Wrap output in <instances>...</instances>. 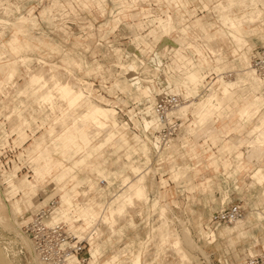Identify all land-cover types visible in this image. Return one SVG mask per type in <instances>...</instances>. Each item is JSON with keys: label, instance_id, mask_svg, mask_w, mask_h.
Wrapping results in <instances>:
<instances>
[{"label": "rangeland", "instance_id": "1", "mask_svg": "<svg viewBox=\"0 0 264 264\" xmlns=\"http://www.w3.org/2000/svg\"><path fill=\"white\" fill-rule=\"evenodd\" d=\"M1 1L4 0H0L2 4L8 0ZM61 1L63 2V0ZM65 1V11L53 9L51 14H46L42 18L40 10L43 6H49L52 0H10L14 7L13 12L9 14L11 20L22 14L27 15V10L34 6L32 13L36 16L37 22L36 25L30 26L29 31L35 38H42L49 44L39 45L35 50L26 51L31 60L20 56L14 60L10 56L9 59L0 62L2 64L0 74L5 75L0 77V264H40L33 253L29 239L25 236L23 226L29 220L31 214L41 206V203L45 204L55 191V185L46 186L52 179V175H55L56 171L60 169L57 168L60 164L55 159H60L65 165L71 164V158L63 157L59 151L54 149L55 140L61 135L60 140L63 142L62 147L64 148L61 147V149L63 150L65 148L67 150L71 149L75 142L82 144L80 136L84 139H86V136H90L92 140L95 139L94 141L90 140V145H100L102 143L100 146L102 150L92 156L91 162L96 166H100L99 169H107H103L105 173L116 170L127 174L125 177L128 184L120 191L122 194L116 199V206H114L116 208L110 211L109 217L111 219L120 216L118 211H114L118 206L123 205V197H126V194L127 197L128 195L131 197L135 195L136 188L131 187V185H137L138 188L144 189L142 196H137L138 200L134 199V196L132 197L133 201L137 200L134 205L131 203L127 205L129 207H124L123 214L133 215L136 225L134 227L124 226L122 234L117 233V229L114 227L120 224L119 219L112 221L108 220L106 216L99 217L95 214L93 225L87 218L79 224L80 231L77 233L81 236H85L86 231L89 232L92 229L91 227L94 228L96 233L92 236L90 245H104L103 250L95 260L97 264H105L107 258L115 253V250L117 251L118 248H123L125 245H127V249H130V253L136 254L140 249L139 240L145 239L152 228L151 238H154L158 226H160V232L157 236L160 243L158 248L162 247V249L157 251V247L153 244L149 246L148 250L141 248L144 258L150 261L153 260L154 264H245L248 256L259 253L264 244V216L260 220L255 218V207L263 211L264 214V201L261 198L264 183L261 186L255 183V179L251 177L254 169L258 167L256 165H262L264 168V145L258 148L250 146L253 145L254 140L253 137L247 135V129L253 126L264 111L261 110L253 120L246 121V119H239L236 111L230 110L243 107L253 99L255 94L264 98V86L257 89L256 83L261 82L257 78L255 82L247 76L249 83L244 82L247 83L246 94L244 95L242 92V85H245L243 84V78L245 77L243 70L247 69L249 63L252 64V60L250 62L245 61L246 63L242 60L239 68L233 67L236 73L233 72V69L231 72H228L230 69H227L224 71V75L223 73H218L217 76L212 74L201 79V85L197 84L198 88L192 90L195 96L192 94L185 95L190 90L186 81L185 84L180 83V89L178 88V92L173 94H179L185 99L187 98L188 102L185 103L194 100L193 102L197 101L195 105L200 104L198 108L194 106L193 113L191 107L190 110L182 109L181 113L177 110V115L182 118V127H180L177 135H182L185 132L184 127H189L194 132L199 133L203 131L202 128L212 116H217V113L213 114L203 125H200L196 120L197 114L204 113L210 102L209 87L211 85H207L208 82L212 81L214 88L220 90L222 82L228 83L233 82V80L235 82L238 79L232 88L235 97L228 103L230 106L236 107L234 109H222L218 117L234 119L233 123L235 125L231 131L236 136L233 139L237 144L236 147L244 151V159L247 152L249 160L254 162L255 165L253 163L246 165L237 175L236 180L228 175L230 172L222 170L221 166L219 171H214L212 166L204 169L202 165H198L197 168H201V171L197 173L198 175L191 168L187 171L190 179L187 178V181L175 183L170 177L171 173L168 170L167 160L157 162L156 153L151 160L150 152L146 154L145 149H140V142L135 141L133 138L136 134L140 135L145 127L144 124L138 122L141 120L140 116L147 118V120H155L152 107L142 109L145 104H149V97L140 96V98H137L138 90L135 81L151 87V93L157 100L172 94L167 91V83L164 80L167 65L171 62L172 52L171 45L165 39L167 37L169 39L176 38L177 32L172 31L167 36L161 33L157 27L159 25L160 28H166L172 22L171 15L166 12L162 13L160 10L161 7H166L167 0H127V3L122 0ZM186 1L188 2V12L181 10L185 19L184 23L192 24L195 19L199 18L202 22H210L216 25L211 28V32L216 29L217 25H220L218 14L215 11H219L221 8L226 10L231 6H238L239 10L243 12H240L239 16L244 15L242 16L245 18L244 24L254 29L253 34L247 39L251 52L264 46V0H258V3H251L249 0L240 3L239 1L242 0H237L229 6L224 3L225 0L223 2L207 0L210 6L209 9L204 7L205 0ZM16 5H18L17 9L15 8ZM68 5H71V7ZM123 8L126 10L125 13L122 12ZM172 13L175 17L179 15L175 11H172ZM259 14L260 16H258ZM0 16L6 17L3 18L7 21L5 23L11 21L4 12L0 13ZM159 19L168 22H165L164 27H162L160 21L158 22ZM240 19L241 17L236 19L235 22ZM4 20H0V24ZM138 21H141L138 24L139 27L136 25ZM5 23L3 22L0 27L2 32L0 36H5L4 40H7L10 37V31L13 33L16 29L6 28ZM182 23H175V25L182 26ZM140 26L143 29H139ZM153 28L159 32L156 35V41L153 39V34L150 33ZM33 41L34 43L37 42L36 39H33ZM165 45H168L167 51ZM224 48L227 49L226 45H224ZM4 49L7 50L6 47ZM188 53L193 52L188 50ZM224 63H237V59H234L228 49ZM40 66L43 67L45 72L49 70L51 74L56 73V76H60H57L59 79L61 77L65 79H61V81L70 80L69 82H72L71 84H74L75 88L80 87L79 89H82L86 96L73 108L68 101L59 98L58 100L57 97L54 98L57 100H52L53 102L48 104V101L46 102L42 97L45 93L57 89L43 84L42 87L41 85L39 87V80L36 83L30 82V72L34 73V71L41 70ZM10 67L15 70L14 73L12 70H8ZM127 69H135V74L131 76ZM28 71L30 72L27 73ZM10 73H12V77L7 80L6 77ZM48 73L47 76L50 75ZM57 73L62 74V76ZM124 81H127L128 84L134 82V84L126 89L123 86ZM253 81L254 83H252ZM189 85L192 84L189 83ZM158 90L163 91L161 97H159ZM204 98L206 99L204 100ZM108 100L112 102H108ZM52 103L53 105H51ZM93 103L115 108L117 112L116 125L108 120V126L103 131L95 129L91 123L85 124V130L87 131L77 130L76 126H82L81 123L79 124L80 114ZM75 123L78 125H75ZM71 133L74 136H72L73 139L67 137V134ZM111 134H113L111 140L115 135H122L120 141H116L118 144L128 138V145L132 147H119L114 140L108 141L105 137ZM155 135L157 136L156 133ZM148 136L152 137L150 133H148ZM77 137L78 139H76ZM242 138L244 139L242 140ZM202 140V137L199 138V141ZM104 144L106 145L104 146ZM220 144L213 146L212 150L216 151V154L220 153L217 150L221 147ZM85 146L88 148L87 145ZM255 149H258L257 152ZM83 153L84 151L74 154V158H78ZM176 161L180 165H192V162H194L187 154H179ZM131 164L139 166L140 169L137 167L132 173L129 167ZM61 165L63 166L62 163ZM68 168L70 167L65 170L71 171ZM77 173L81 176L87 174L93 179L97 176V170L95 168L91 169V167H82L77 170ZM62 174H60L62 175L61 179L68 175ZM197 176L210 178L212 187L204 188L200 186L201 178ZM163 178L167 179V183H169L165 188L168 189L170 194L168 199L164 192H161L164 189H158L154 185ZM119 181L116 180L111 187L109 186V189L112 191L117 189ZM235 184L239 185L238 189L234 187ZM43 187L46 193L40 192ZM224 194L227 196L223 200ZM38 197L41 202H39ZM150 197L155 199L152 201ZM54 198L57 199V197ZM255 202L257 206H254ZM88 205L85 204L84 206ZM233 205H240L243 213L242 220L249 216L252 218L251 222L245 223L240 232L230 230L235 222L217 223L213 221V216L224 208ZM90 211L92 212L91 208ZM147 213L153 214L150 222L147 219L141 221L140 217L136 216V214L145 216ZM86 216H88V213ZM57 218H59V215L55 219ZM87 221L91 224L90 227ZM123 222L121 220V223ZM102 225H107V227L110 225L111 228L105 229ZM161 229H163V233ZM225 229L227 230L224 231ZM210 230L215 233V239L211 242L207 237ZM221 231L224 232L221 233ZM112 239H114V244H109ZM172 241H174L173 244ZM87 249L86 253L89 254V245ZM182 249L186 255L184 258L181 252L178 251ZM127 255V257H130L129 253ZM124 258L125 255L121 258L125 261L119 262V264H128ZM89 264L94 263L89 261Z\"/></svg>", "mask_w": 264, "mask_h": 264}, {"label": "crops", "instance_id": "2", "mask_svg": "<svg viewBox=\"0 0 264 264\" xmlns=\"http://www.w3.org/2000/svg\"><path fill=\"white\" fill-rule=\"evenodd\" d=\"M80 1L83 2V0ZM122 1L126 3L128 2L127 0H122ZM218 1L223 2V0H218ZM236 1L237 0H225L224 3H227V5L229 6L234 4V2ZM245 1L246 0H242L239 2L244 3ZM249 1L251 3L259 2L258 0H249ZM64 3L66 4L65 0H63V2L61 0H52L49 6L42 7V9L40 10V16L43 18L45 17L46 14H51L53 9L57 11L60 9L64 10L65 7ZM166 3H167L166 7L165 8L161 7L160 10L162 13L166 12L170 14L172 18V22L166 28H160L159 25L157 27L160 29L161 33H164L167 36L170 35L172 31L177 32L176 38L169 39L167 37L165 39L166 41L169 42V44L172 47V52L170 56L171 62L169 65H167V71L164 75V80L167 83L166 88L168 92L177 93L178 88L180 89L179 84L185 83V81L188 80L187 77L190 72H193L196 76H198L200 82H202L201 79L207 78L212 74H215V76H217L218 73H223L224 75V71L227 69H230V71L228 72H231L232 69L234 70V68L236 69L239 68L240 62L242 60L245 62V61H251L253 59L254 50L251 52L250 50L251 48L249 46V42L247 39L250 35L253 34L254 29L250 28L247 24H243L242 26L236 28H232L230 26V22L235 21L236 19L244 16V15L239 16V13L240 12L243 13V12L239 10L238 6H231L226 10L225 8L224 9L221 8L219 11L213 10L218 14L220 25H217L216 29L213 32H211V28L216 25L210 22L209 23L202 22L199 18L195 19L193 23L191 22L192 24L184 23L185 19H184V15L181 13V10H183L184 12H188V2L186 0H167ZM17 6L18 5H16L15 7L16 9L18 8ZM68 6L71 7V5ZM99 6L101 7L100 4ZM204 7H206L207 9H209L210 7L209 4L207 3V0H205ZM211 9L213 8L211 7ZM13 10L14 7L10 1L5 2L4 4L0 3V13L3 12L6 13L7 17H9L10 20L11 17L9 16V14H11ZM33 10H34V6H31L27 10L26 13L27 15L22 14L18 17H14V19L8 23H5L7 21L6 19L5 20L3 19L6 17L0 16V20H4L0 24V27L4 22L6 28L12 27V29L13 28L16 29V31L13 33L10 31V37L7 40L6 39L4 40L5 36H0V62L5 59H9L10 56L14 58V60H16L18 56H20L21 58H26L31 60V57L28 55L26 51L35 50L38 48L39 45L41 46V45L49 44L48 42L44 41L42 38L39 37L35 38V36L32 35L29 31L30 26L36 25L37 22L36 16H34V14L32 13ZM73 11L75 12L74 8ZM124 11L126 10H124L123 8L122 12L125 13ZM172 11L179 13V15L175 17ZM258 16H260V14ZM181 22H183L182 26L175 25V23H181ZM137 23H141V21H138ZM137 23L136 25H138ZM188 29L190 30L188 31ZM1 33L2 32L0 31V35ZM150 33L153 34L154 36L153 39L156 41L157 40L156 35L159 32H157L155 28H153L150 30ZM33 39H36L37 42L34 43ZM211 42H213V44ZM209 43L210 45L212 44L211 47L213 46L214 48L213 47L211 48ZM224 45H226V48L231 52L234 59H237L236 64L224 63V60L226 58V51H227V49L224 48ZM167 46L168 45H165V48H167L166 51L168 50ZM5 47L7 48V50L4 49ZM188 50H191L193 53H188ZM1 66L2 64H0V67ZM8 70H12L13 73L15 72V70L11 67ZM235 71L236 70H234L233 72ZM127 72H129L130 75L133 76L135 74V69L134 70L127 69ZM228 72L225 73L227 74ZM2 76L5 75L0 74V77ZM200 82L198 81L197 84L199 85ZM135 83H136V88L138 90L137 98H140V96L149 97V104H145L142 109L145 110L148 107L151 108L153 106V103L157 100L153 97L154 95L151 93L152 88L147 85L140 84L138 81H135ZM132 84H134V82L128 84L127 81H124L123 86L124 88L129 89ZM196 85L188 84L190 90L185 95L188 96L189 94H192L195 96V94L192 93V90L194 88L196 89L198 88V85L197 86ZM158 92L160 94L159 97H161L163 91L158 90ZM193 101L194 100L189 101V103H187L185 108L186 110H190L191 107V112H192L195 103L197 102V101L196 102ZM108 102H112V101L108 100ZM186 102H188L187 98H186ZM228 103L225 104L222 109L235 107V106H230ZM216 113L217 116H212V118H210V120L207 123L205 122L206 124L204 123L205 125L202 128L203 131L198 133V132H194L189 127H184L185 132L182 135H177L173 140V142L168 147L165 148L160 147L158 138L155 135L156 132L155 120H151V119L147 120V118L140 116L141 120H139L138 122L142 125L144 124L143 126L145 127L142 133H140V135L136 134L137 138L136 136H133V138L135 139V141L140 142L139 143L140 149L141 148L145 149L146 154L150 152L151 160L152 157H155V153H156L157 162L160 163V162H165L167 160L169 165L168 170L171 173L170 177L175 181V183L176 182L181 183L182 181H187V178L190 179V175L189 176L187 175V171L190 170L191 168L194 169L195 174L201 171V168H197L198 165H202V168L204 169H207L209 166H212V169L214 171L217 170L219 171L221 166L222 170H224L225 172H230L228 175H230L231 177H233L234 180H236L237 175L242 171V169L245 168L246 165H249L250 163H253V165L255 164L254 162L249 160L247 152H246V158L244 159V151H242L241 148L236 147L237 144L233 140L236 138V136L231 131L233 129V126L235 125V123H233L234 119L228 117L219 118L218 116H220L219 114H221V112H216ZM207 128L209 129L207 130ZM148 133H150L152 137H149ZM112 135L113 134L109 136L106 135L105 138L109 141L111 140ZM121 136L122 135L120 134L115 135V137L111 141L114 140L116 145H118L119 147L124 146L131 148L132 146L128 145V138H126V140H123L122 142H119L120 144L116 142V141H120ZM60 137H58L55 140L56 144H54L55 146L54 149L56 151H59L63 157L67 159L71 158L70 159L71 164L65 165L62 161H60V159L59 160L55 159V161L59 162L60 165H58L57 168L60 169L56 171L55 175H52V179L50 180L49 184L46 185L49 187H51V185H55L56 187L55 191L53 192V195L51 196V197H57V201H58V206L54 211L55 213L53 215V220H61L67 225V227L71 231L78 232L80 231L79 224H81L82 221L86 219L84 208L87 206L84 205L89 204L88 207L90 208L92 207L91 210L94 213V215L96 214L99 217L106 216L108 220H112V221L115 219H119L120 224L117 225L115 224L116 226H114L117 229V233L122 234L123 228L126 225L127 226L130 225L131 227H134L136 225L135 223L136 221L134 220L133 215L122 213L120 216L115 217V219H111L109 217L110 211L116 208V207L114 208V206H116L115 204L116 199L122 194V192L120 191L123 190L128 183L127 184L124 183V180L125 179L127 180V178L125 177L127 174L117 172L116 170L113 172L109 171L105 173L103 171L104 168L99 169L100 166H96L94 163L91 162L92 156L98 154L100 150H102L100 148L102 143L100 145H96V144L90 145L89 142L90 140H92L90 139V136H86V140L80 136L79 138L82 139L81 140L82 144H78L75 142V145H73L71 149L67 150L65 148V150H63L64 149L62 147L63 142L60 140ZM201 137L203 138V140L199 141V138ZM76 139H78V137ZM243 139L244 138H242V140ZM218 143H221L220 144L221 147L217 149L220 153L216 154L215 153L216 151H213L212 149L213 146H217ZM84 144L87 145L88 148ZM105 145L106 144H104V146ZM61 147L63 149H61ZM82 151H84L83 154H80L78 158H74L75 156L74 154L82 153ZM179 154L180 155L187 154L190 157V159L194 160V162H192V165L178 164L176 161V157ZM61 163L63 164V166L61 165ZM256 166L258 167L254 169L251 177L255 179L254 180L255 183H258L259 185L262 186L264 183V168L262 167V165H256ZM67 167H70L68 169H71V171L65 170ZM82 167H91V169L95 168V170H97V176H95V179L88 176L87 174L83 176L79 175L77 173V170H79ZM129 167L132 173L134 172L135 168L138 167V169H140L139 166L134 164H131ZM62 173L68 175L61 179L63 175ZM199 178H201L200 186H203L204 188L212 187L211 185L212 181L210 178L208 177H199ZM116 180H120L118 187L117 189L112 191L111 189H109V186L111 187V185H113L116 182ZM167 184H169L167 183V179L163 178L162 180L158 181L157 184L154 185L158 189L161 188L164 189L161 190V192H164L166 198L168 199V197H170V194L168 192V189H165L167 188ZM131 187L136 188L137 185ZM234 187L238 189L239 185L235 184ZM41 190H42L40 191L41 193H46L44 187ZM226 196L227 195L224 194L223 200L226 198ZM51 197L48 198L47 196L48 199H50ZM261 198L264 201V191L262 192ZM154 199L153 197L151 198L152 201ZM38 200L39 202H41L39 197ZM171 201L176 202L175 200H171ZM43 204L41 203V206H43ZM254 206H257L256 202ZM255 209H256L255 218L258 220L262 219L264 216L263 211L259 210V208L257 207H255ZM56 213L57 215H59V218L57 219H55L57 216ZM152 215L153 214L151 213H147L145 214V216H143V214H136V216L140 217L141 221L142 220L146 221L147 219L149 220V222L152 218ZM121 220L124 221L123 222L124 224L121 223ZM127 221L128 223H126ZM251 221L252 218L250 216L246 217L244 220L240 219L238 222H235L232 229L230 230H237L238 232H240L243 226L245 225V223ZM102 227H104L105 229L111 228L110 225L108 227L107 225H102ZM159 227L160 226H158L157 228L158 231L154 234V238H151V233L153 231L152 228V230L147 234V237L145 239L139 240L138 243L140 249L136 254L130 253L129 252L130 249H127L126 248L127 245H125L123 248H118L117 251L115 250V253L111 254L107 258L106 261L107 263L105 262V264H119V262L122 263L123 261H125V260H121V258L124 255H125L124 259H126V263L128 264H154L153 260L150 261L144 258L141 252L142 251L141 248H145V250H148L149 246L153 244L154 246L157 247V251L162 249V247L158 248L160 245L159 240H157V236L160 232ZM163 229H161L162 233H163ZM226 230L227 229H225L224 231ZM224 231H221V233ZM209 232L210 233H207L208 235L207 237L210 240L209 242H211L215 239V233L213 230H210ZM113 240L114 239H112L111 243L109 244H114ZM174 241H172V244ZM102 248H104V245L102 246L89 245V253H90L89 261L91 263L93 261L94 264H97L95 260L98 258L97 257L98 254L103 250ZM178 251L181 252L183 258L186 257L183 249ZM128 253L130 257H127Z\"/></svg>", "mask_w": 264, "mask_h": 264}, {"label": "bare ground", "instance_id": "3", "mask_svg": "<svg viewBox=\"0 0 264 264\" xmlns=\"http://www.w3.org/2000/svg\"><path fill=\"white\" fill-rule=\"evenodd\" d=\"M5 1V0H4ZM4 1H1V2H4ZM8 1H10V0H8ZM8 1H5V2H8ZM4 2V3H5ZM83 2H84V0H83ZM86 2V1H85ZM4 3H2V4H4ZM222 5V4H221ZM256 18V17H255ZM245 18L244 17H241V19L240 20H238V21H232V22H230L231 23V26L233 27V28H236V27H240L241 25H243L244 24V22H245V20H244ZM150 20V19H149ZM169 20V19H168ZM171 20V19H170ZM160 21V22H159ZM158 22L160 23V25L162 26V27H164V23L165 22H168V21H162V20H158ZM125 23V22H124ZM169 23H170V21H169ZM137 24H140V23H137ZM168 24V23H167ZM142 25V24H141ZM166 25V24H165ZM138 27H139V25H137ZM142 27L140 26V28L139 29H141ZM143 29V28H142ZM132 30V29H131ZM200 33V32H199ZM184 36V35H183ZM190 39V38H189ZM187 40H188V37H187ZM208 43V42H207ZM212 44H213V42H211ZM211 44V45H212ZM196 45V44H195ZM194 45V46H195ZM209 45H210V43H209ZM211 45H210V47H211ZM197 46V45H196ZM214 46H215V44H214ZM213 47V46H212ZM211 47V48H212ZM199 48V47H198ZM214 48V47H213ZM201 52V51H200ZM216 54V53H215ZM217 56H219V55H217ZM223 56V55H222ZM250 62V61H249ZM248 62V63H249ZM41 67V66H40ZM37 68H39V67H37ZM40 69V68H39ZM27 70H29V69H27ZM31 70V69H30ZM33 71H34V69H33ZM44 70H43V67H41V70H38V71H34V73L33 72H30V71H28L27 73H29L30 72V82L31 83H36L38 80H39V82H40V84L38 83V86L40 87V85H41V87H42V84L43 85H45V86H49V87H52L53 89L54 88H56L57 90H53V92H48V93H45V95L42 97V99L43 100H45L46 102L48 101V104H49V102L51 103V102H53L52 100H57L58 98L59 99H61V100H63V101H68L69 102V104L71 105V107L73 108L74 106H76L81 100H82V98H84V96H86L85 94H84V92L82 91V89H79V88H75L71 83L72 82H69L68 81V79H66L67 81H61V79H62V77H61V79H59L58 77H60V76H56L54 73L53 74H51L50 73V71L49 70H47V72H49L50 73V75L49 76H47V72H43ZM244 72H245V77L243 78V84H245L244 82H247V83H249V80H248V77H249V79H253L255 82H256V78L258 79V80H260L261 82H257L256 84H257V89H258V87H262V86H264V76H262L258 71H257V69H255V67L253 66V63L251 64V63H249L248 64V67H247V69L246 70H243ZM239 72V71H238ZM33 73V74H32ZM48 73V74H49ZM57 74H59V73H57ZM59 75H61L62 76V74H59ZM248 76V77H247ZM10 77H12V73H10V74H8V76L6 77V79L8 80V79H10ZM241 78V77H240ZM187 81L186 82H188V84L190 83H193V84H197V82L199 81L200 82V79L198 78V76H196L193 72H190L189 74H188V77H187ZM62 80H65V79H62ZM221 80H223V79H221ZM238 80V79H237ZM237 80H235V82H234V80H233V82H222V85L220 86L221 87V89L219 90V89H215L214 88V86H213V82L212 81H209L208 82V84L207 85H211L210 87H209V90H210V92H209V98H210V102H209V105L207 106V109H206V111L204 112V113H202V114H197V121L200 123V125H203L213 114H215L216 112H220L221 111V109L223 108V106L225 105V104H227L229 101H231V100H233L234 99V93L232 92V88L235 86V84H236V82H237ZM254 81L252 82V83H254ZM216 82V81H215ZM221 82V81H220ZM241 82V81H240ZM201 83V82H200ZM239 83V82H238ZM237 83V84H238ZM242 83V82H241ZM240 83V84H241ZM246 83V84H247ZM185 84V83H184ZM192 84V85H193ZM242 85L243 86V88H242V92H243V94L245 95L246 94V90L245 89H247V85ZM201 85V84H200ZM255 85V84H254ZM36 86H37V84H36ZM35 86V87H36ZM44 86V87H45ZM237 86V85H236ZM239 86V85H238ZM256 86V85H255ZM254 86V87H255ZM253 87V86H252ZM48 88V87H47ZM186 88V87H185ZM208 88V87H207ZM36 89V88H35ZM46 89V88H45ZM195 89V88H194ZM239 89H240V87H239ZM261 89V88H260ZM40 90V89H39ZM52 90V89H51ZM50 90V91H51ZM196 90V89H195ZM263 90V89H262ZM57 91V92H56ZM264 91V90H263ZM262 91V92H263ZM235 92V91H234ZM255 93V92H254ZM257 93V92H256ZM242 94V93H241ZM171 95H175V96H177L178 97V100H177V104H176V106L175 107H173L172 109H171V111L170 112H167V118L169 119V121H171V117H175V118H178V119H180V121H181V119L182 118H180L178 115H177V110L180 112L182 109H185L186 108V105H187V103H185L186 102V99L182 96V95H179V94H171ZM207 95V94H206ZM41 97V96H40ZM40 97H39V99H40ZM55 97H57V99H54ZM207 97V96H206ZM245 98V97H244ZM37 99V98H36ZM41 99V100H42ZM58 99V100H59ZM206 98H204V100H205ZM42 100V101H43ZM203 100V101H204ZM62 101V102H63ZM157 101V100H156ZM156 101L153 103V106H152V113H153V115H154V117H155V124H156V131L157 130H159L160 128H162V126H163V124L160 122V121H158V119H157V117H156V115H155V111H154V104L156 103ZM203 101H201V102H203ZM38 102V101H37ZM67 102V103H68ZM59 103V102H58ZM51 105H53V103L51 104ZM200 105V104H199ZM199 105H195V106H197V108H198V106ZM58 106V105H57ZM51 107V106H50ZM236 107V106H235ZM54 108V107H53ZM234 109V108H233ZM261 110H263L264 111V98L263 97H260V96H258L257 94H255L254 95V97H253V99L252 100H250L249 102H247L243 107H241V108H239V107H236L234 110H230V111H233V112H237L238 113V115H239V119L241 118V119H246V121H251V120H253L254 118H255V116L257 115V114H259V112L261 111ZM195 111V110H194ZM229 111V112H230ZM230 113H232V112H230ZM81 115V116H80ZM79 116V118L77 117V120L79 119V121H77V122H79V124L81 123V125L82 126H80L79 125V127L78 126H76L77 127V130H81V131H87V130H85V124H87V123H91V124H93L94 125V127H95V129H99L100 131L102 130H105V128H107V122H109V121H112V123H113V125H116V123H117V121H116V116H117V112H116V110H115V108H113V107H106V106H103V105H101V104H99V103H93V105H91V106H88L87 107V109L83 112V113H81ZM227 115V114H226ZM91 116V117H90ZM109 120V121H108ZM74 121V120H73ZM76 121H74V122H76ZM198 122H197V124H198ZM77 123H75V125H76ZM111 124V123H110ZM78 125V124H77ZM180 126L182 127V121H181V124H180ZM198 126V125H197ZM75 127V128H76ZM76 130V131H77ZM78 131V132H79ZM89 132V131H88ZM179 133V132H178ZM177 133V134H178ZM80 134H82V133H80ZM247 135H248V137L250 136V137H253V145H250V146H256V148H258V147H261V146H263L264 145V112L257 118V120L255 121V123L253 124V126H251L249 129H247ZM72 136H73V134L71 133V134H67V137H69V138H72ZM177 136V135H176ZM74 137V136H73ZM85 137V136H84ZM86 138V137H85ZM157 138H158V142H159V145H160V147H168L172 142H173V140L175 139V137H170V138H168V139H166V140H161V139H159V137L157 136ZM73 139V138H72ZM86 140V139H85ZM260 149V148H259ZM257 150L258 149H255V151L257 152ZM261 150V149H260ZM259 150V151H260ZM140 177V176H139ZM124 183L125 184H127L128 183V181L125 179L124 180ZM131 186H134V185H131ZM143 188L141 189V188H138V187H136V191H135V195H133L132 197L134 198V199H139L138 197H139V195H141L142 196V194H143ZM146 195V194H145ZM144 195V196H145ZM136 196V197H135ZM138 196V197H137ZM131 196H129L128 195V197H127V194H126V197L124 196L123 197V200H124V202H123V205H121V206H118L117 207V209L114 211V212H119L120 214L119 215H121V213H123V210H124V207L125 206H127L128 204H131V203H133V205H134V203H136L137 202V200H135V201H133V198H132ZM142 198V197H141ZM147 198V197H146ZM58 206V205H57ZM57 206H56V208H57ZM127 207H129V206H127ZM55 208V209H56ZM92 208V207H91ZM86 209V215H87V213H88V216H86V218L88 219V221L90 222V223H92V222H94V219H95V215H94V213L93 212H91L90 211V207H85L84 208V210ZM112 211V210H111ZM243 218V215L241 216V217H239V218H237L236 220H234V221H232V222H236V221H239L240 219H242ZM87 221V222H88ZM89 222H88V224H89ZM92 225H93V223H92ZM95 225H96V223H95ZM89 227L91 226V224H89L88 225ZM87 226V227H88ZM92 229L91 230H89V232L88 231H86L87 232V234L84 236V237H86L87 238V240H88V242H89V245H90V241L92 240V236L96 233L95 232V230H94V228L93 227H91ZM187 234V233H186ZM188 236V235H187ZM175 244H177V243H175ZM33 250V249H32ZM33 253H34V251H33ZM35 254V253H34ZM36 257H37V255H35ZM37 259H38V261H39V263L41 264V262H40V260H39V258L37 257Z\"/></svg>", "mask_w": 264, "mask_h": 264}, {"label": "built area", "instance_id": "4", "mask_svg": "<svg viewBox=\"0 0 264 264\" xmlns=\"http://www.w3.org/2000/svg\"><path fill=\"white\" fill-rule=\"evenodd\" d=\"M252 63L264 76V46L254 51ZM177 100V96L169 94L154 104L155 115L163 124L155 132L161 140L173 138L179 132L180 119L173 116L169 121L167 118V112L176 106ZM57 205V199L51 197L31 214L23 226L35 255L41 264H89L90 253H86L89 245L87 238L71 231L63 221L53 220ZM242 214L240 205H233L213 216V221L232 222ZM245 264H264V244L259 253L248 256Z\"/></svg>", "mask_w": 264, "mask_h": 264}]
</instances>
